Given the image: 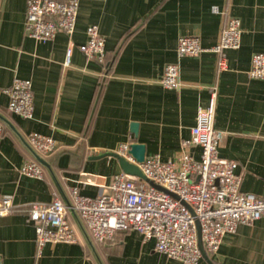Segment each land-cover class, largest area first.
I'll list each match as a JSON object with an SVG mask.
<instances>
[{
  "label": "crops",
  "instance_id": "crops-1",
  "mask_svg": "<svg viewBox=\"0 0 264 264\" xmlns=\"http://www.w3.org/2000/svg\"><path fill=\"white\" fill-rule=\"evenodd\" d=\"M78 2L72 36L59 33L43 43L25 34L26 0H0V197L13 203L11 212L0 217V264H180L156 252L154 241H144L135 231H118L111 241L94 243L72 212L67 221L78 242L47 244L38 254L28 211L32 203L54 198L70 204L72 188L92 198L107 193L114 176L123 173L117 158L109 155L121 144H143L145 158L174 160L213 87L214 128L224 132L218 155L237 163L242 192L264 198V80L248 77L253 54H264V0ZM229 17L240 19V47L226 52L228 69L219 72L211 48L219 43ZM91 25L104 38L105 65L81 51ZM183 36L199 37L205 51L178 59L177 41ZM171 63L179 66V90L160 84ZM15 78L32 82L30 119L8 110L5 91ZM30 133L56 142L54 152L37 154L47 166L29 148ZM191 153L200 159L199 147ZM125 160L135 164L133 158ZM26 162L42 167V179L19 173ZM209 262L264 264V219L238 226L214 255L202 256L198 264Z\"/></svg>",
  "mask_w": 264,
  "mask_h": 264
},
{
  "label": "built area",
  "instance_id": "built-area-1",
  "mask_svg": "<svg viewBox=\"0 0 264 264\" xmlns=\"http://www.w3.org/2000/svg\"><path fill=\"white\" fill-rule=\"evenodd\" d=\"M78 7V0H26L25 34L43 43L52 41L59 33L72 36ZM212 11L217 13L218 10L213 7ZM85 32L83 55L105 65L104 38L97 26H88ZM241 33L240 19L229 17L219 43L211 48L218 57L219 72L228 69L226 52L240 47ZM204 51L197 36H183L177 41L178 59L199 57ZM71 54L69 47L63 62L65 68L70 64ZM248 77L264 80V54H253ZM160 84L165 89L179 90L182 84L177 63L164 67ZM5 92L12 114L23 119L32 118L30 80L15 78ZM216 98L217 90L213 87L207 106L197 109L190 138L182 140L174 160L163 162L155 155L138 165L142 175L158 189L120 173L114 176L108 192L97 197L82 196L72 188L69 205L58 198L49 203H32L27 218L35 229L37 253L40 254L47 244L78 242L67 221L68 212L82 220L94 243L109 242L118 231H135L144 241L153 240L156 252L180 264L199 263L202 257L199 237L205 253L214 255L222 239L234 234L238 226L264 219V198L242 192L237 163L218 155L224 132L214 128ZM1 134L0 124V138ZM26 142L34 153L41 155H48L57 148L52 138L38 133L28 134ZM193 147L201 150L199 160L192 156ZM128 150V144H121L116 153L132 160ZM19 173L38 180L43 177L42 167L37 162L24 163ZM12 208L11 199L0 197V217L8 215Z\"/></svg>",
  "mask_w": 264,
  "mask_h": 264
},
{
  "label": "water",
  "instance_id": "water-1",
  "mask_svg": "<svg viewBox=\"0 0 264 264\" xmlns=\"http://www.w3.org/2000/svg\"><path fill=\"white\" fill-rule=\"evenodd\" d=\"M131 132L136 136L137 135V124H131ZM128 154L133 158L135 161V164L128 162L125 160L123 157H120L116 153L109 154L115 158H117L119 162V166L122 170V172L128 176L131 177H136L142 181H145L147 183H150L141 173L138 165L142 164L145 160V146L143 144H130ZM36 160L42 164L47 166V164L43 161L42 158H40L36 153H34ZM69 205V203L67 204ZM199 231H198V236H199ZM199 248L202 253V256L207 259V254L205 253L202 244L200 242V237H199ZM211 264V262H209Z\"/></svg>",
  "mask_w": 264,
  "mask_h": 264
},
{
  "label": "rangeland",
  "instance_id": "rangeland-1",
  "mask_svg": "<svg viewBox=\"0 0 264 264\" xmlns=\"http://www.w3.org/2000/svg\"><path fill=\"white\" fill-rule=\"evenodd\" d=\"M149 185L155 189H158V186L154 185L153 183H149Z\"/></svg>",
  "mask_w": 264,
  "mask_h": 264
}]
</instances>
